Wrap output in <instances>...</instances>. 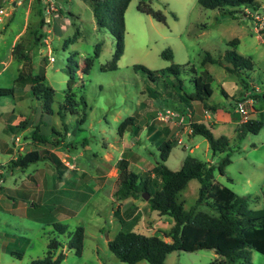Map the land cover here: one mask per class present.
<instances>
[{
  "label": "rangeland",
  "instance_id": "374dc122",
  "mask_svg": "<svg viewBox=\"0 0 264 264\" xmlns=\"http://www.w3.org/2000/svg\"><path fill=\"white\" fill-rule=\"evenodd\" d=\"M1 1L0 7L8 12L6 2ZM139 1L131 0L125 10L124 52L114 70L107 68L114 53V38L107 29L96 25L89 0H61L62 8L53 21L51 33H47L48 25L39 28L35 35L23 32L29 42L24 38L20 41L28 47L33 73L45 75V83L54 89L50 115L42 113L41 100L31 95L27 84L15 83L21 63L15 58L10 61L15 35L24 24L29 27L37 21V9L33 5L26 15L21 6L9 16L0 15V88L15 87L13 96H0V145L12 151L0 150V196L6 197L0 201V264H32L45 256L48 238L52 236L65 243L63 235L52 233V223L57 222L70 230L77 225L84 228L81 254L76 255L66 246L58 248L57 251L65 253L61 264H127L107 244L120 230L169 240L164 231L173 224L170 216L151 210L142 195L119 199L115 194L124 178L117 161L128 160L125 170L137 173L150 170L159 160L158 147L164 141L171 142L166 164L172 170L180 168L186 155L215 166L229 153L231 164L226 176L215 170V179L240 195L249 194L250 208H264V125L241 140L236 137L237 126L211 127L215 137L224 135L229 143L227 152L213 154L205 138L192 134L191 124L160 118L164 109L182 111L188 107L192 113L190 122L210 123L215 115L235 114L236 104L241 101L240 88L246 90L254 85L261 89L260 95L264 94V33L253 30L251 19L241 13L242 6L229 8L234 10L230 15L202 8L197 0H145L165 15L162 23L140 12ZM257 2L264 7V0ZM67 39L71 42L64 47ZM233 39L237 42L236 51L251 59L252 70L235 74L217 64L202 65L205 52L219 58L228 48L226 43ZM97 44L100 47L95 55ZM166 48L172 50L173 63L186 65L180 84L172 77L151 81L144 72L133 69L135 64L151 70L169 66L171 61L161 56ZM71 52H76L79 65L72 90L75 100L79 102L84 97L86 105L78 103L75 107L78 114L69 111L59 114L69 78L67 58ZM85 57H92L93 61L87 74L81 71ZM189 66H194L196 74L210 82L212 94L208 103L215 110L205 108L200 101H190L189 105L180 101L179 95L189 93L193 87V73L186 71ZM242 79L247 83L251 80L253 85ZM257 95L251 96L254 109L262 111L264 98ZM14 107V113H10ZM18 109L20 118L16 117L15 124L24 119L25 129L12 136L4 126V119L14 120ZM83 112L85 120L80 123ZM128 116L135 118L137 128L133 132L134 126L130 125L120 136L118 125ZM36 126L40 134L53 142L60 140L51 146L64 165L60 173L48 160L24 169L9 167L14 153L43 146L31 136ZM199 187V181L192 179L180 191L178 199L185 209L195 204ZM9 197L24 198L27 213L26 206L14 205ZM196 209L210 210L204 204ZM13 251L20 258L12 255ZM214 256L210 249L177 250L167 254L165 263L209 264ZM251 261L264 264V254L251 250ZM135 264L149 263L141 260Z\"/></svg>",
  "mask_w": 264,
  "mask_h": 264
},
{
  "label": "trees",
  "instance_id": "16d2710c",
  "mask_svg": "<svg viewBox=\"0 0 264 264\" xmlns=\"http://www.w3.org/2000/svg\"><path fill=\"white\" fill-rule=\"evenodd\" d=\"M130 1L89 0L96 25L99 28L107 29L115 41L114 53L107 66L111 70L117 68V62L124 52V14ZM197 3L202 8L217 9L230 15L233 14L234 10L229 8L242 6L257 10L261 7L257 0H197ZM34 7L37 9L38 19L29 27L27 25L26 31L30 35L38 33L39 28H42L44 24L41 15L42 9L36 1ZM137 9L152 16L155 20L165 23V15L160 10H154L145 0L139 1ZM261 33H264V29ZM22 38H24L23 35L15 42L12 49L13 58L21 63L15 83L18 85L27 84L31 95L41 100L42 113L50 115L53 113L54 89L45 83V75L33 73L31 56L28 53V47L21 43ZM27 39L24 38L25 42H29ZM70 42L67 39L64 47H67ZM236 44L235 39L226 43L228 48L219 58L205 52L202 65L217 64L229 73L235 74L252 70L251 59L239 54L235 49ZM99 47L100 45L97 44L95 55L98 54ZM76 55V52H71L67 58L69 78L64 101L59 104V114L65 111L78 114V108H75L78 103L86 105L84 97H81L79 102L75 100V93L72 90L75 73L79 69ZM161 56L171 61V64L158 70H151L144 65L135 64L133 69L141 70L151 81L172 77L180 84L182 81L180 75L186 65L172 62L173 54L170 48L164 49ZM92 62V57H85L84 65L81 68L84 74L89 72ZM186 71L193 73L191 80L193 87L189 93L184 92V95H179L180 101L187 105L190 104V101H200L205 108L215 110V107H211L208 103L212 94L210 82L205 76L197 75L194 66H189ZM242 82L247 84L244 79ZM14 91V86L0 88V96H13ZM221 92L224 93V90L221 89ZM257 96L259 99L262 97L260 94ZM85 115L83 112L79 119L80 123L84 122ZM25 124L26 121L23 119L15 125L7 124L6 129L16 134L25 129ZM130 125L134 126L133 132H135L137 125L132 116L126 117L119 123L118 134L122 136ZM263 125L261 120L248 118L238 124L236 137L240 140L244 139L248 133H257ZM191 131L193 135H200L207 140L213 154L228 151L227 138L224 135L215 137L210 125L193 121ZM53 132L57 133L54 129ZM31 136L43 143V146L16 154L15 159L10 160L9 167L24 169L40 160H48L54 169L60 173L64 165L58 155L51 150L60 140L56 139V142H53L48 136L40 134L37 126L32 131ZM171 148V142H162L158 147L160 151L159 160L152 169L140 173L125 170L128 166V160L120 158L117 161V167L124 171V178L115 191L119 199L147 192L149 194L147 200L149 208L157 211L160 215H168L173 219L171 227L164 231V237L170 238V241H166L157 235H146L133 230H120L107 241L110 251L120 261L127 264H135L141 260H145L149 264H166L167 254L173 251L192 252L200 249L214 251L215 257L209 264H252L251 250L264 254V208H250L248 201L251 196L249 194L240 195L215 179V170L221 176L226 175V168L231 164L229 153L215 166L194 156L186 155L180 168L172 170L166 164ZM192 179H196L200 183L198 197L192 207L185 209L178 197L180 191ZM199 204L206 205L210 210H197L196 206ZM52 233L63 235L66 239L65 243L59 241L57 236L48 238L45 256L33 260L32 264H61L65 258V253L62 250L57 251V249L65 246L72 249L76 255L81 254L84 238V228L81 225L70 230L67 225L58 222L52 223ZM11 254L20 258L19 254L15 252H11Z\"/></svg>",
  "mask_w": 264,
  "mask_h": 264
},
{
  "label": "built area",
  "instance_id": "2783aa9c",
  "mask_svg": "<svg viewBox=\"0 0 264 264\" xmlns=\"http://www.w3.org/2000/svg\"><path fill=\"white\" fill-rule=\"evenodd\" d=\"M37 2L40 8L43 11V25H48L47 33H51L54 25L53 21L56 17L59 16V11L62 6L61 0H4L6 2L7 7L10 9L8 12L5 11L4 8L0 7V15L8 16L12 14L16 7L27 5L28 8H31L34 5V2ZM244 15L248 16L251 19L253 30L257 33H261L264 29V7L259 8L257 10L244 8ZM50 61H53V57H49ZM250 85H253L251 81H249ZM261 89L257 86H253V88L247 93L245 96L241 97V101L236 104L235 111L240 113L242 118L247 120L249 118V113L253 109L254 100L251 96L256 93L259 94ZM160 118L164 121H174L178 124H186L187 126L191 124L192 113L188 107L183 108L182 111H177L174 109H164L160 114Z\"/></svg>",
  "mask_w": 264,
  "mask_h": 264
},
{
  "label": "crops",
  "instance_id": "0c3cea01",
  "mask_svg": "<svg viewBox=\"0 0 264 264\" xmlns=\"http://www.w3.org/2000/svg\"><path fill=\"white\" fill-rule=\"evenodd\" d=\"M4 1V0H3ZM3 1H1V2H3ZM19 7H21V6H19ZM23 7L25 8V13H26V15H29V13H30V8H28L27 7V5L26 4H24L23 5ZM32 8V7H31ZM244 8H249V7H243L242 8V10L244 9ZM249 9H251V8H249ZM9 16V15H8ZM0 21H1V16H0ZM26 27H27V25L26 24H24L23 25V27L21 28V30L15 35V37H14V39H13V46H14V44H15V42L19 39V37L21 36V35H23L24 33L23 32H25V30H26ZM12 49H13V47H12ZM11 60H13V56H12V59H10V61ZM21 66V65H20ZM20 68V67H19ZM251 81V80H250ZM252 82V81H251ZM248 84V83H247ZM253 84V83H252ZM254 86V85H253ZM253 86L252 87H249V88H247L246 90H243V87H242V89L240 88V93H241V96L240 97H242V96H245L247 93H249V91L253 88ZM260 93H262V91H260ZM259 93V94H260ZM18 100V99H17ZM19 100H21V99H19ZM192 103H194V102H192ZM254 104H255V102L253 103V109H252V111L250 112L251 114L249 115V117L250 118H255V119H257L256 117H258V116H260V118L261 119H258V120H261L263 123H264V121L262 120V117L264 118V109L262 110V111H257V110H255L254 109ZM14 109H15V107L14 108H12V110L10 111V113H14L13 111H14ZM234 112H235V114L234 115H231V114H229V113H226L225 115H221V116H219V115H215V116H213V114H212V119H210L211 120V122L210 123H206V124H208V125H210L211 127H215L216 125H218V124H222V125H234L235 127L236 126H238V124L239 123H241V122H243L244 121V119L242 118V116L240 115V113H238V112H236L235 111V109H234ZM2 115V113L0 112V116ZM15 118H14V120H6V119H4V122H5V128H6V125L7 124H10V125H15V122L20 118V114H19V109H18V115H15L14 116ZM16 117H18V119H16ZM13 134V133H12ZM17 134V133H16ZM16 134H13L12 136H14V135H16ZM1 146V145H0ZM0 150H3V152L5 153H12V151H11V149H2V147L0 148ZM15 155H16V153H14ZM167 161V160H166ZM227 169V168H226ZM2 176V175H1ZM226 176V175H225ZM227 180H231L229 177H227ZM6 197H4V195H2V196H0V201H3L4 199H5ZM8 199H11V201L9 200V202H12L14 205H17L18 207H23V206H26V208H25V211H26V213H27V202L25 201V199L24 198H18V199H15V198H11V197H9ZM169 240H166V241H170V238H168ZM14 252V251H13ZM16 253V252H15ZM215 257V256H214Z\"/></svg>",
  "mask_w": 264,
  "mask_h": 264
},
{
  "label": "water",
  "instance_id": "95a60500",
  "mask_svg": "<svg viewBox=\"0 0 264 264\" xmlns=\"http://www.w3.org/2000/svg\"><path fill=\"white\" fill-rule=\"evenodd\" d=\"M262 97H264V94H262ZM141 195H142L143 199H145V200L149 199V194L147 192H143Z\"/></svg>",
  "mask_w": 264,
  "mask_h": 264
}]
</instances>
